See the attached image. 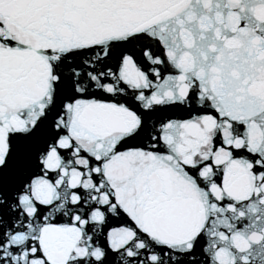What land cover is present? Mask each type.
<instances>
[{
    "label": "snow or ice",
    "instance_id": "obj_1",
    "mask_svg": "<svg viewBox=\"0 0 264 264\" xmlns=\"http://www.w3.org/2000/svg\"><path fill=\"white\" fill-rule=\"evenodd\" d=\"M0 264H264V0H0Z\"/></svg>",
    "mask_w": 264,
    "mask_h": 264
}]
</instances>
